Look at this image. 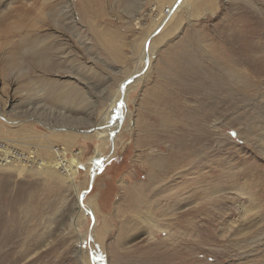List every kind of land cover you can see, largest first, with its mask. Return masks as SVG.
I'll return each instance as SVG.
<instances>
[{
	"label": "rangeland",
	"instance_id": "374dc122",
	"mask_svg": "<svg viewBox=\"0 0 264 264\" xmlns=\"http://www.w3.org/2000/svg\"><path fill=\"white\" fill-rule=\"evenodd\" d=\"M0 142V264H264V0H0Z\"/></svg>",
	"mask_w": 264,
	"mask_h": 264
},
{
	"label": "bare ground",
	"instance_id": "6f19581e",
	"mask_svg": "<svg viewBox=\"0 0 264 264\" xmlns=\"http://www.w3.org/2000/svg\"><path fill=\"white\" fill-rule=\"evenodd\" d=\"M182 4L183 3H179V2H176L174 3V10L172 11V13H174L172 15L171 18H167L165 15L162 23L159 25L158 28H162V25L164 23L167 22H170L173 17L175 16V14L177 12L180 11V8L182 7ZM172 9V8H171ZM165 12H167V14L170 13V10L166 9ZM120 89H124L123 87H120L118 89V95H116V97L114 98V100L111 102L110 106H109V109L107 110V113L106 115L103 117V126L101 127H97V128H94V132L96 133V135H99V136H103V137H106L108 136L110 133V136L113 137V134L114 132L116 131V126L118 125H114L113 127L115 128H112L111 126V130H109L108 128L106 129L103 128L104 126L107 125V122H108V119L111 115V111H113L115 108L119 109V103L120 105L122 104V101L125 100V97H126V93H127V90H123L124 92H119ZM116 110V109H115ZM27 123V122H26ZM115 130V131H114ZM5 140V139H3ZM47 146V145H46ZM46 146H41V147H38L39 151L41 154H43L44 156L47 155L49 153L48 156H50L49 159H43V161H39L40 162V168L42 170V172H51V173H54V174H59V175H62V178L64 179H67V178H72L73 179V176H74V172L76 170V168L78 167L79 165V162L77 161L78 159L76 158H73L72 161H69L68 162V159L66 158L67 156V152H65V150H60V149H55V148H51V147H46ZM0 154L1 157H0V161L1 160H9L11 159L12 162H17L19 164L18 168H15V167H11V166H7L9 169L11 170H17V172H14V173H17L19 176H22V173L23 172H26L28 171L27 170V163L28 164H31V165H34V166H37L39 165L38 164V161H37V157H34V158H29L23 151L22 153L20 151H15V150H12L11 148H9V145H6L2 142H0ZM55 153V154H54ZM39 156V155H38ZM59 158V160L57 159ZM24 162L26 163L24 166L22 164H24ZM59 170H61L63 172L60 173ZM5 200V199H4ZM2 201L1 202V205H0V213L9 205L12 204V200H6V201ZM3 224H4V220H3V217L2 215L0 214V231L2 230V227H3ZM14 237H9L8 240H13Z\"/></svg>",
	"mask_w": 264,
	"mask_h": 264
}]
</instances>
